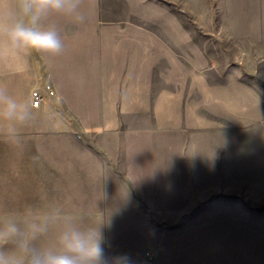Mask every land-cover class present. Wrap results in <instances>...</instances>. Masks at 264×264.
<instances>
[{
    "label": "rangeland",
    "instance_id": "1",
    "mask_svg": "<svg viewBox=\"0 0 264 264\" xmlns=\"http://www.w3.org/2000/svg\"><path fill=\"white\" fill-rule=\"evenodd\" d=\"M84 2L90 12L88 23L74 25L61 17L52 18L61 28L66 60L77 64L74 74L81 86L89 84L91 62L96 85L102 81L104 37L122 31L127 37L128 64L136 62L143 68L131 73L144 79V100L137 103L141 112L130 110L136 106L130 103L125 118L106 120L98 110L102 104H94L96 117L91 118L88 103L80 101L72 104L78 116L69 125L78 127L83 141L88 137L86 128L95 123L96 142L159 148L144 151L146 157L139 164L149 172L160 168L159 177L146 172L143 182L113 183V190L159 193L160 198L151 200L160 204V221H184L189 216L169 213L178 202L175 193L183 190L177 180L184 163L176 156L182 152L169 150L168 145L177 149L179 144H192L191 222L218 219L238 224L234 240L225 241L235 264H264V0ZM26 55L27 99H31L32 66L45 56ZM40 61L43 73L39 74L46 75V63L57 59L48 56ZM51 94L45 95L42 105L49 115L62 108ZM101 126L108 127L105 133L98 131ZM207 147L214 149V159L207 150L201 151ZM153 153L160 155L159 161L151 158ZM214 164L217 172L212 174L209 168ZM164 169L169 172L162 173ZM157 178L160 182L152 181ZM201 206L237 210L230 215H202ZM121 218L124 224L142 221L141 215ZM148 249L155 260V252Z\"/></svg>",
    "mask_w": 264,
    "mask_h": 264
},
{
    "label": "crops",
    "instance_id": "2",
    "mask_svg": "<svg viewBox=\"0 0 264 264\" xmlns=\"http://www.w3.org/2000/svg\"><path fill=\"white\" fill-rule=\"evenodd\" d=\"M104 38L105 75L98 86L92 62L88 63L89 84L81 86L74 74L77 64L68 62L64 52L56 56L55 63H46V75H41L40 60H48V56H39L38 63L33 64L30 76L35 87L30 98L33 100L38 87L47 96L45 84H50L53 90L50 98L54 97L62 108L51 110L52 115H49L43 104L36 107V120L31 127L21 130L22 142L18 146L5 141L0 125V218L10 211L22 215L28 208L42 209L56 204L65 209L77 226L99 227L105 254L109 257L127 255L132 264H146L145 251L152 248L155 264H235L225 241L234 240L238 224L218 219L196 223L190 220L192 144H179L177 149L168 145L169 150L182 152L176 156L184 163L178 171L181 178L177 180L183 184V190L175 193L178 202L169 213L189 217L184 221L180 218L161 222L160 204L151 200L160 198L161 194L114 191L112 186L128 181L143 182L141 176L146 172L159 177L160 168L149 172L139 166L146 157L144 151H158L159 148L155 145L145 148L138 143L96 142L95 123L86 128L88 137L83 141L78 127L69 125L70 120L78 116L73 113L76 109L72 104L80 101L88 103L91 118L96 117V102L102 104L98 110L105 120L125 118L130 103H136L130 110L142 111L137 103L144 100V79L131 73L143 71L142 65L128 64L125 33L110 32ZM26 67V54L0 53V85L20 99H27ZM107 129L101 126L98 131L105 133ZM203 150L214 159L213 148ZM151 158L159 161L160 155L153 153ZM211 166L209 171L217 172L215 164ZM105 172L109 175L107 178L102 177ZM152 181L160 182L159 178ZM102 192H106L107 198H102ZM235 210L234 206L199 208L200 214L215 216L230 215ZM130 214L141 215L142 221L130 220L124 224L121 217ZM53 242V234L43 241L45 245Z\"/></svg>",
    "mask_w": 264,
    "mask_h": 264
},
{
    "label": "clouds",
    "instance_id": "3",
    "mask_svg": "<svg viewBox=\"0 0 264 264\" xmlns=\"http://www.w3.org/2000/svg\"><path fill=\"white\" fill-rule=\"evenodd\" d=\"M53 17L84 25L90 12L84 0H0V53L62 54L61 28ZM35 109L31 99L0 85V125L7 143L22 142L21 130L33 125ZM50 234L54 242L45 245ZM103 244L99 227L77 226L60 205L28 208L22 215L10 211L0 218V264H132L127 255L107 256Z\"/></svg>",
    "mask_w": 264,
    "mask_h": 264
},
{
    "label": "built area",
    "instance_id": "4",
    "mask_svg": "<svg viewBox=\"0 0 264 264\" xmlns=\"http://www.w3.org/2000/svg\"><path fill=\"white\" fill-rule=\"evenodd\" d=\"M46 89L48 91V93H52V87L50 84H45ZM45 100V94H42V91L40 90V88L38 87L35 91H34V99H33V103L35 104L36 107L41 106L43 104ZM146 256H147V261L149 262V264H152L154 261V254L152 253L151 249H148L146 251Z\"/></svg>",
    "mask_w": 264,
    "mask_h": 264
}]
</instances>
